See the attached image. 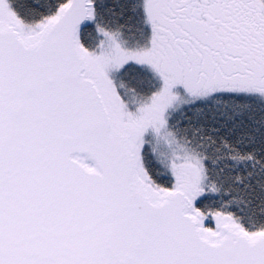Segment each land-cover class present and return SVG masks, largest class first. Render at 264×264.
<instances>
[{"label": "snow or ice", "instance_id": "snow-or-ice-1", "mask_svg": "<svg viewBox=\"0 0 264 264\" xmlns=\"http://www.w3.org/2000/svg\"><path fill=\"white\" fill-rule=\"evenodd\" d=\"M0 264H264V0H0Z\"/></svg>", "mask_w": 264, "mask_h": 264}]
</instances>
